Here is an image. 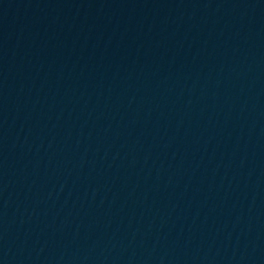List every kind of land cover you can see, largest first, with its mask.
Wrapping results in <instances>:
<instances>
[{
    "label": "water",
    "instance_id": "water-1",
    "mask_svg": "<svg viewBox=\"0 0 264 264\" xmlns=\"http://www.w3.org/2000/svg\"><path fill=\"white\" fill-rule=\"evenodd\" d=\"M0 264H264V0H0Z\"/></svg>",
    "mask_w": 264,
    "mask_h": 264
}]
</instances>
